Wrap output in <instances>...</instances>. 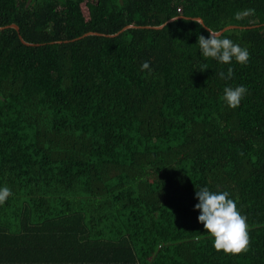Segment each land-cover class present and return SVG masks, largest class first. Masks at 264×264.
<instances>
[{
	"label": "trees",
	"instance_id": "obj_1",
	"mask_svg": "<svg viewBox=\"0 0 264 264\" xmlns=\"http://www.w3.org/2000/svg\"><path fill=\"white\" fill-rule=\"evenodd\" d=\"M196 18L248 63L201 56ZM1 27L0 264H264V0H0ZM204 186L247 251L214 248Z\"/></svg>",
	"mask_w": 264,
	"mask_h": 264
},
{
	"label": "clouds",
	"instance_id": "obj_2",
	"mask_svg": "<svg viewBox=\"0 0 264 264\" xmlns=\"http://www.w3.org/2000/svg\"><path fill=\"white\" fill-rule=\"evenodd\" d=\"M252 12V9L237 12L235 18L242 19ZM194 20L200 26H206L202 21ZM207 29L209 32L207 37L198 36L197 44L201 56L213 58L223 64H230L233 60L240 64L248 63L250 53L247 48L241 47L240 44L223 36L219 31L208 27ZM149 67L147 61L141 65L142 70L149 69ZM218 75L221 79H231L233 70L229 67L227 74L221 71ZM247 92L248 89L242 84L236 87L226 86L223 90V100L229 107L236 108L241 104ZM11 195L10 187L0 185V204L4 203ZM195 197L198 199V203L194 208L200 213L198 221L203 224L206 233L213 238L214 248L226 254H239L247 251L249 246L247 217L238 210L237 203L230 197V193L227 190L213 191L204 186L196 190Z\"/></svg>",
	"mask_w": 264,
	"mask_h": 264
},
{
	"label": "water",
	"instance_id": "obj_3",
	"mask_svg": "<svg viewBox=\"0 0 264 264\" xmlns=\"http://www.w3.org/2000/svg\"><path fill=\"white\" fill-rule=\"evenodd\" d=\"M197 20H200V21H202L203 22V25H204V21L201 19V18H196ZM167 24V23H166ZM165 25V24H164ZM134 26H128V27H126L123 31H125V30H127V29H129V28H133ZM5 27H1L0 29H4ZM6 28H14V29H16L18 32H20V28L17 26V25H15V24H13V25H11V26H8V27H6ZM158 29H162L163 28V25H161V26H159V27H157ZM235 28H237V26H228V27H226V28H224L223 30H221V31H219V32H221L222 34L224 33V32H226L227 30H230V29H235ZM90 34H92V33H90ZM117 35H119V33L117 34ZM117 35H114V36H117ZM21 38V40H22V42L24 43V44H26V45H33V44H31V43H28V42H26L22 37H20Z\"/></svg>",
	"mask_w": 264,
	"mask_h": 264
},
{
	"label": "crops",
	"instance_id": "obj_4",
	"mask_svg": "<svg viewBox=\"0 0 264 264\" xmlns=\"http://www.w3.org/2000/svg\"><path fill=\"white\" fill-rule=\"evenodd\" d=\"M34 260H35V257L33 256L32 261H31L30 264H36Z\"/></svg>",
	"mask_w": 264,
	"mask_h": 264
}]
</instances>
